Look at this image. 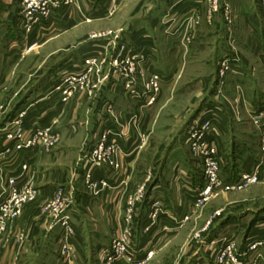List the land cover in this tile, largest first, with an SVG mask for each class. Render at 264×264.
Listing matches in <instances>:
<instances>
[{"label":"rangeland","instance_id":"rangeland-1","mask_svg":"<svg viewBox=\"0 0 264 264\" xmlns=\"http://www.w3.org/2000/svg\"><path fill=\"white\" fill-rule=\"evenodd\" d=\"M39 22L23 0H0V202L11 174L27 188L0 234V264H264L262 130L251 115L264 112V0H62ZM210 118L213 171L207 138L196 150L190 141ZM52 166L69 168L64 182ZM82 169L91 256L72 220L73 233L56 232ZM156 185L179 212L159 196L141 215Z\"/></svg>","mask_w":264,"mask_h":264},{"label":"built area","instance_id":"built-area-1","mask_svg":"<svg viewBox=\"0 0 264 264\" xmlns=\"http://www.w3.org/2000/svg\"><path fill=\"white\" fill-rule=\"evenodd\" d=\"M24 3V12H26V17L27 19H29L30 22H32V26L40 23L39 21L46 18L49 15V11H52L54 8L58 7L61 3L62 0H23ZM94 63V65L96 64L95 61H91L87 60L86 61V65L90 66ZM93 67L89 68V71H92ZM83 75H81L80 80H82ZM74 82H72L71 84H73ZM83 87V86H82ZM65 92V100L67 98H69L71 96L72 92V88L67 89L65 88L64 90ZM264 106V105H263ZM262 106V107H263ZM211 115V114H210ZM252 115V119L253 122L260 128V130H262V150H263V156H264V112H261V109H256L253 113H251ZM200 128L203 129V131L199 132V129L197 130V132L195 134H192L193 138L190 137V141L193 144V148L194 150H196L197 148L199 149V141L203 138L206 137L207 140L206 142H208L207 147H205L204 155L207 158V169L210 171H213V169H217V164L214 161V157L212 156V154L214 155L215 152H217L216 148H213V145H211L212 143L210 142L211 140V136L205 134L212 128V120L211 118L208 119L205 123H200ZM211 132V131H210ZM215 130L213 132H211V134H214ZM197 134H200V136L197 138ZM209 136V137H208ZM9 138L12 141H16L18 140L20 137L19 135H15L14 133H10L9 134ZM196 138V139H195ZM210 138V139H208ZM20 150H23V145L20 143H18L17 146ZM32 148V147H31ZM216 163V164H215ZM24 168V167H23ZM26 168V166H25ZM24 168V170H25ZM9 170H11V168H9ZM9 176V175H8ZM259 175H255L254 177H251L250 175H246L244 176L243 180L244 182H256L258 180ZM9 182H10V187H12L11 189L12 191V195L8 194L6 199H3L0 202V234L5 230V224L6 221L10 220L11 218H13V216H15V209L12 207L13 202L15 200V203H21V198L20 193L22 190H27L24 189L23 187L21 188V183H20V177L19 176H15V175H10L9 176ZM29 190V189H28ZM26 193V192H25ZM27 193H32L31 190L27 191ZM212 194L211 192V188H208L207 191H205V193L201 194L202 198L201 200H206L208 196H210ZM12 196V197H11ZM73 201V200H72ZM71 200H67L65 202H61V206L59 208V212L57 213L56 216V224H61V226L64 227L65 231L69 232V233H73L74 229L73 226L71 225V219H72V215H71V211L73 209V202ZM162 204V201H160ZM159 203H157L158 205ZM160 205V204H159ZM158 208V207H157ZM55 222L52 225H55ZM53 228V227H52ZM130 231V230H128ZM71 249L70 244L66 241L64 243V247H63V253L69 251ZM122 250V249H121ZM124 250V249H123ZM70 252V251H69ZM110 253V251H109ZM69 256V254H68ZM64 259H67L66 261H68L67 264H71V259L70 257L67 258V255L64 256Z\"/></svg>","mask_w":264,"mask_h":264},{"label":"crops","instance_id":"crops-1","mask_svg":"<svg viewBox=\"0 0 264 264\" xmlns=\"http://www.w3.org/2000/svg\"><path fill=\"white\" fill-rule=\"evenodd\" d=\"M11 20H12L13 23H18V18L14 14L11 15ZM14 26L11 25V26H9L7 28V30H8L7 31V34H9L8 37H10L13 33H15L16 27H14ZM3 51L5 52L7 50L5 48H3ZM240 71L243 72L242 70H240ZM244 90L246 91V93L249 96V100L247 101V105L249 107L255 109L256 108V99L254 97V93H251L249 91V89H244ZM253 90H255V89H253ZM206 111H208V113H206V115H210L211 108H207ZM51 170L58 171L59 174H60L59 175V178H61V180H63L62 182H64L65 179H66V175L65 174L68 173L69 168L67 166H61V167L60 166L59 167L52 166L51 167ZM75 179H76V185H75L76 186V190H77V192H78V194L80 196H77L78 197V201H77V203H75V206L73 207V209L71 211V215H72V219L71 220H72V223H73V225H74V227L76 228V231H77V239H78V241L80 243V246L82 247V255H85L86 256V253H88V255L91 256L90 255V253H91L90 247L91 246H88L89 244L84 242L85 241L84 240V238H85L84 237V235H85L84 234V231L86 232V230H85L86 228H85V226L82 225V222L85 220V218H84L85 215H89V214L91 215V213H89V209L86 208L85 205H87V203H92V200L88 199V197L83 198V196H82L83 195V191L80 189L81 188L82 181H83V169L80 170V171H78V173L75 176ZM45 186H46L45 187L46 188L45 189L46 191H52V190L56 189L57 187H59V186H57L56 184H53V183L46 184ZM159 196L163 197V200L166 199V200H164L165 206L172 213H174L176 211L179 212L180 208L183 207V205H181V207H180V204H179V202L181 200H178V203L175 204L173 202V199L171 197H169V195L166 196L164 194V191H163L162 186L156 185L154 187V190L152 191V193L148 195L147 199L145 200L144 204L142 205L141 215L143 213H144L143 216L146 214V212L149 210L150 203L153 201V199H155V197H159ZM93 199H94V197H93ZM95 201H96L95 203H97V204L101 203L97 199H95ZM83 204H84V206H83ZM174 205H176V207H174ZM173 207L176 210H174ZM43 228L46 229V237H48L49 234L51 236V234L54 235V234H56V232H58L57 234H60L62 232L61 224L57 225V227H56L57 228V231L55 233L49 230L48 224H47V226H46V224H43ZM94 228H95V231L98 230L97 227H94ZM98 234L99 233L96 234L97 235L96 237H98ZM58 240L59 239L56 238V240H55L56 243H58ZM93 242H96L97 243L96 245H98V246L100 245V242L98 240H96V239H93ZM33 243L36 244V246H35L36 247V250L35 251H38V250L41 251V249L43 248V241L41 240V242L39 244L38 240L36 239L35 241H33ZM101 248L100 247H97V249H95V250H98V249H101ZM98 251H100V253H101L102 250H98ZM85 256L82 257L84 259V261L86 259H89L88 257H85Z\"/></svg>","mask_w":264,"mask_h":264}]
</instances>
